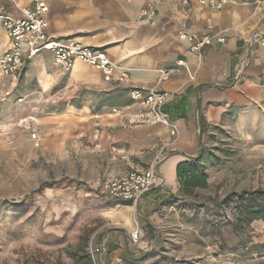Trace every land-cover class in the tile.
<instances>
[{
	"label": "rangeland",
	"instance_id": "1",
	"mask_svg": "<svg viewBox=\"0 0 264 264\" xmlns=\"http://www.w3.org/2000/svg\"><path fill=\"white\" fill-rule=\"evenodd\" d=\"M45 64L49 85L40 63H28L17 84L0 83V264H264L263 220L239 233L211 226L232 218L230 211H214L213 203L264 189V106L233 110L201 136L208 178L196 198L181 195L179 204L162 206L152 196L131 207L129 224L116 223L121 202L99 187L119 175L105 177L97 190L77 181L69 187L72 179L64 161L49 154L43 125L72 106L94 112L102 102L109 109L123 92H64L66 74L49 59ZM134 224L141 237L133 244L128 231ZM91 242L106 248L95 262L87 257Z\"/></svg>",
	"mask_w": 264,
	"mask_h": 264
},
{
	"label": "crops",
	"instance_id": "2",
	"mask_svg": "<svg viewBox=\"0 0 264 264\" xmlns=\"http://www.w3.org/2000/svg\"><path fill=\"white\" fill-rule=\"evenodd\" d=\"M43 1L49 8L47 33L51 39L72 40L101 50L109 60L129 70V80L119 83L105 81L98 71L81 61L65 73L55 64L66 74L64 92L81 87L123 92L119 104L109 109L92 112L87 107L72 106L44 120L51 143L49 154L54 161H64L66 174L72 179L71 188L77 181L82 187L97 190L105 177L144 170L159 148L170 141L167 128L150 120L147 110L132 102L131 88L176 92L164 111L178 125L179 140L166 149L167 158L159 165L163 188L157 189L159 193L152 189L144 195L141 200L144 204L152 196L179 192L176 167L198 155L202 144L201 119L207 127H216L222 124L231 107L264 106L262 45L256 44L251 49L241 79L231 80V70L248 39L256 32L264 35L262 12L253 13L251 8L231 4L214 10L201 7L197 0H191L187 6L181 0ZM18 2L27 8L33 5V0ZM148 7L155 11L152 22L139 19L141 11ZM0 10L16 14L7 0H0ZM183 25L198 38L216 35L225 38V42L212 39L198 57L190 53V43L179 38ZM8 42L0 21V56L8 48ZM48 59L54 62L50 52H41L25 60V66L41 64L45 85L50 81L45 66ZM177 61H183L186 68H176ZM172 67L176 72L161 79L158 70ZM1 82L10 83L5 79ZM118 202L120 208L112 221L129 224L132 204Z\"/></svg>",
	"mask_w": 264,
	"mask_h": 264
},
{
	"label": "built area",
	"instance_id": "3",
	"mask_svg": "<svg viewBox=\"0 0 264 264\" xmlns=\"http://www.w3.org/2000/svg\"><path fill=\"white\" fill-rule=\"evenodd\" d=\"M7 1L16 10V14L14 16L0 10V21L9 39L8 48L0 56V81L5 79L12 84H17L25 67V60H29L41 52H50L55 64L64 73L71 71L75 63L81 61L98 71L107 82L115 80L124 83L129 80V70L113 60H109L101 50H95L72 40L62 42L51 39L47 33L49 8L43 0H33L31 8L21 6L18 0ZM181 2L187 6L191 0H181ZM197 3L201 7L214 10H222L223 5L231 4L251 8L253 13H264V0H197ZM154 16V9L148 7L141 11L139 19L152 22ZM179 38L189 42L191 45L190 53H194L198 57H200L202 50L211 44L212 39L217 38V41L222 44L225 42V38L216 35L208 34L198 38L195 34H189L184 25L179 32ZM256 44L264 47V35L259 32L248 39L244 50L234 64L231 70L232 81H239L245 73L249 63L250 51ZM178 66L185 67V64L183 61H177L176 68ZM176 68L161 69L158 70V74L163 79L176 72ZM129 92L132 102L147 110L150 120L167 128L170 139L168 143L159 148L146 169L132 170L123 175L109 177L101 183L99 189L104 196L114 201L129 202L132 207H136L150 190L163 188L164 180L161 178L158 168L167 158L166 149L179 140V127L164 111L165 106L174 100L176 92L159 91L156 88L145 90L131 88ZM32 138H36L35 133ZM128 234L133 244L140 241V230L137 224L133 225ZM88 253L91 260L95 262L98 256L106 254L105 245H96L91 242Z\"/></svg>",
	"mask_w": 264,
	"mask_h": 264
},
{
	"label": "trees",
	"instance_id": "4",
	"mask_svg": "<svg viewBox=\"0 0 264 264\" xmlns=\"http://www.w3.org/2000/svg\"><path fill=\"white\" fill-rule=\"evenodd\" d=\"M121 92V91H120ZM112 99H110L111 101ZM119 104V98L115 97L109 106H115ZM105 104L100 102L94 112L102 110ZM243 108L231 107L224 117L231 111L242 110ZM200 137L205 134L209 127L205 125L203 119L200 121ZM202 161H204V156L201 154V149L198 155L190 161H183L177 165V181L180 187V197L173 195L169 192H165L164 195L160 194L158 197L161 200L162 206L165 205H175L179 204L181 195L187 198H196V189L207 188V175L202 169ZM47 188H51L48 186ZM159 189V188H158ZM159 193V190H155ZM214 211L221 213L222 211H230L232 218H225L224 221L219 220L217 222H212L211 226L213 229H219L222 224L231 226L232 229L239 233L246 230V228L255 220L264 221V189L256 190L252 192L245 191L241 194H231L226 202L213 203ZM219 217H221L219 215ZM151 255V253H150ZM146 255V256H150ZM89 261V255L87 256Z\"/></svg>",
	"mask_w": 264,
	"mask_h": 264
}]
</instances>
